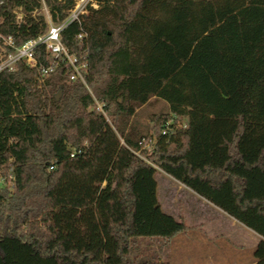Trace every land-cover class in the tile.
Instances as JSON below:
<instances>
[{
	"label": "trees",
	"instance_id": "trees-1",
	"mask_svg": "<svg viewBox=\"0 0 264 264\" xmlns=\"http://www.w3.org/2000/svg\"><path fill=\"white\" fill-rule=\"evenodd\" d=\"M97 1L61 33L87 88L64 63L0 73V264H169L133 245L188 230L157 171L259 235L264 264V0ZM0 19L15 46L44 29Z\"/></svg>",
	"mask_w": 264,
	"mask_h": 264
},
{
	"label": "built area",
	"instance_id": "built-area-1",
	"mask_svg": "<svg viewBox=\"0 0 264 264\" xmlns=\"http://www.w3.org/2000/svg\"><path fill=\"white\" fill-rule=\"evenodd\" d=\"M49 1L52 0H0V8L9 9L17 28L28 27L27 20L29 19L39 25H44L43 31L37 37L27 40L20 46H15L11 37H4L0 34V73L13 72L17 64L22 63L27 68L35 70L39 80H43L54 72L59 63H64L71 70L68 81H79L87 88L82 73L85 65L76 64L75 58L68 53L61 42V33L74 23L80 25L83 17L99 9V2L97 0H71L70 7L62 9L65 16L60 19L57 10L48 4ZM65 1L57 0V4L64 5ZM2 21L0 19V25ZM83 38V34L77 36L78 40ZM37 49L43 50L49 61L48 66L38 64ZM96 109L103 112L102 105L98 103H96ZM169 125H171L170 122L166 124L165 128L167 129ZM74 155L75 153L72 152L70 157Z\"/></svg>",
	"mask_w": 264,
	"mask_h": 264
},
{
	"label": "rangeland",
	"instance_id": "rangeland-1",
	"mask_svg": "<svg viewBox=\"0 0 264 264\" xmlns=\"http://www.w3.org/2000/svg\"><path fill=\"white\" fill-rule=\"evenodd\" d=\"M160 105L161 104L140 110L138 115L141 122L146 123L148 115L156 113ZM162 121H168L171 123L169 116L164 117ZM185 123L186 119H183L181 122L176 123L175 126L184 127ZM145 148L150 149L149 145H146ZM155 180L157 183V200L162 211L176 220L183 222L188 230L177 234L171 240L135 238L133 239L134 252L141 253L143 257L152 260H162L169 264H193V258L196 255L201 257V253L204 255L206 250L204 249V246H201V248L198 243L199 241L197 239L199 231L192 227L196 221L195 218L189 214V211H192L191 207L188 208L187 205L181 203L177 197L175 204L172 203L173 194L171 193L169 186H172L173 188L175 184L163 172L157 171ZM167 198H169V200ZM168 201L171 205L173 204L170 211L167 210V207L165 206ZM192 205V208L195 209L198 204L194 201ZM200 220H204V217L201 216ZM214 242L216 243V246H220V248L223 249L226 259L233 255H237L238 248L235 245V241L229 237L227 232L224 233V235L215 238ZM196 244H198L199 247L196 248Z\"/></svg>",
	"mask_w": 264,
	"mask_h": 264
},
{
	"label": "crops",
	"instance_id": "crops-1",
	"mask_svg": "<svg viewBox=\"0 0 264 264\" xmlns=\"http://www.w3.org/2000/svg\"><path fill=\"white\" fill-rule=\"evenodd\" d=\"M168 178L175 184V187L173 186V188L172 186H169L171 193L173 194L172 203L175 204L177 197L181 203L187 205L188 208L191 207L192 211H189V214H191L196 221L192 227L199 231V236L197 239L199 241L198 243L200 247L204 246V249L206 250L204 255L201 253V257L196 255L193 258V264L258 263L253 254L256 246L262 240L259 235L237 223L234 219L230 218L221 210L214 207L206 200L200 198L192 191L182 186L180 183L176 182L170 177ZM167 199L169 200V198ZM194 201L198 204L195 209L192 208V203H194ZM172 205L169 203V201L165 204L167 210L169 211L172 209ZM201 216L204 217V220H200ZM226 232L229 234V237L235 241V245L238 248L237 255H233L227 259L224 255L223 249L220 248V246H216V243L214 242L215 238L224 235ZM199 245L196 244V248L199 247ZM159 261L164 262L162 260Z\"/></svg>",
	"mask_w": 264,
	"mask_h": 264
},
{
	"label": "water",
	"instance_id": "water-1",
	"mask_svg": "<svg viewBox=\"0 0 264 264\" xmlns=\"http://www.w3.org/2000/svg\"><path fill=\"white\" fill-rule=\"evenodd\" d=\"M60 98V93H58L57 95H56V100H58Z\"/></svg>",
	"mask_w": 264,
	"mask_h": 264
}]
</instances>
